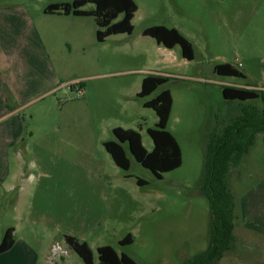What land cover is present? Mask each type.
<instances>
[{
	"label": "rangeland",
	"instance_id": "374dc122",
	"mask_svg": "<svg viewBox=\"0 0 264 264\" xmlns=\"http://www.w3.org/2000/svg\"><path fill=\"white\" fill-rule=\"evenodd\" d=\"M73 1L0 0V7L25 6L35 13L49 3ZM133 1L137 11L132 33L111 36L104 43L96 41L93 18H66L75 25H67L64 43L57 48L59 80L50 88L54 90L34 97L24 115L35 139L60 137L67 147L64 153L73 151V146L82 149L60 159L41 160L31 154L24 159L50 172L48 197L55 201L49 199L50 215L54 219L55 209L59 218L64 215L63 231L89 246L93 264H98L96 249L102 246H111L136 264H184L208 245L209 206L199 191L207 136L216 124H227L240 113L239 103L222 99L221 88L264 90V0ZM94 8L87 4L81 10ZM121 19L122 15L115 22ZM153 26L175 28L192 44L194 59H183L178 46L167 50L142 35ZM220 64H230L242 77L215 74L214 67ZM148 75L167 77L168 82L152 95L138 98L141 81ZM163 90L172 97L166 130L179 144L181 166L157 179L127 152L130 168L120 170L101 142L115 140L112 128L131 129L139 132L150 152L152 141L146 131L155 127L157 116L143 104ZM260 139H254L236 168L241 174L239 185L228 184L233 203L249 193L257 181L255 174H260ZM5 203L0 210V242L12 223L10 199ZM238 228L235 225L233 230V250L218 264H263L264 238ZM48 232L55 237L35 239L44 240L36 248L35 264H84L61 232ZM128 234L132 244L120 246ZM55 243L58 249L53 250ZM0 264L14 263L0 255Z\"/></svg>",
	"mask_w": 264,
	"mask_h": 264
},
{
	"label": "crops",
	"instance_id": "0c3cea01",
	"mask_svg": "<svg viewBox=\"0 0 264 264\" xmlns=\"http://www.w3.org/2000/svg\"><path fill=\"white\" fill-rule=\"evenodd\" d=\"M50 4L55 3H49L35 13L25 6L0 7V210L10 199L8 214L12 223L6 230L12 229L14 238L13 246L1 255L10 257L14 264H35V251L39 250L36 248L44 243V240L35 239L55 237L48 231L61 232L63 238L72 237L63 231L65 227L61 220L64 215L59 218L55 213L57 209L51 211L54 219L50 215V172L34 162L26 163L24 159L27 154L41 160L62 158L75 155L82 149L73 146V151L70 149L64 153L63 148H67L64 139L49 136L35 139L27 129L24 111L34 97L54 90L50 88L59 80L60 51L57 48L64 43L63 33L67 25H75L67 23L66 18H78L45 14L44 9ZM258 136L262 144L260 174H255L257 181L249 193L234 200V224L241 231L264 238V133L254 136L249 149ZM104 142L109 141L101 142L102 147ZM239 172L237 169L233 176L229 175L228 184L234 181L239 185ZM234 178L239 180L235 181ZM52 202L55 204L53 199ZM57 207H60V202ZM52 249H58L57 243L52 245Z\"/></svg>",
	"mask_w": 264,
	"mask_h": 264
},
{
	"label": "trees",
	"instance_id": "16d2710c",
	"mask_svg": "<svg viewBox=\"0 0 264 264\" xmlns=\"http://www.w3.org/2000/svg\"><path fill=\"white\" fill-rule=\"evenodd\" d=\"M87 4H93L94 10H81ZM136 11L137 6L133 0H74L70 5L55 3L44 9L45 14L93 18L97 27L95 38L98 43L105 42L111 36L130 35L133 30L131 21ZM120 15L122 19L115 22ZM142 35L152 38L158 46L167 50L178 46L183 59H194L192 44L175 28L153 26L146 28ZM213 71L221 77H242L230 64L217 65ZM167 82V77L148 75L142 79L137 97L144 99ZM221 96L225 102L239 103L240 113L227 124H216L207 136L199 191L209 206L208 245L205 251L184 264H218L226 253L233 250L235 215L233 197L228 189V177L247 153L254 136L264 133V90L222 86ZM253 102H260L261 105L255 106ZM143 106L152 109L157 116L155 127L146 131L152 141V150L148 152L143 147L139 132L119 127L112 130L115 140L104 142L103 147L120 170H129V154L142 168L150 171L155 178L161 179L163 174L181 166L179 144L166 130L172 108L171 94L168 90H163ZM137 184L145 185L142 180H137ZM64 240L84 264H93L92 251L85 242H79L70 236H66ZM132 242V237L128 234L119 245L126 246ZM13 244V230L8 229L0 242V255L7 252ZM96 252L98 264H136L131 257L124 253L118 254L111 246L98 247Z\"/></svg>",
	"mask_w": 264,
	"mask_h": 264
},
{
	"label": "built area",
	"instance_id": "2783aa9c",
	"mask_svg": "<svg viewBox=\"0 0 264 264\" xmlns=\"http://www.w3.org/2000/svg\"><path fill=\"white\" fill-rule=\"evenodd\" d=\"M76 91H77V95L78 96H81L82 95V89H81L80 85H77Z\"/></svg>",
	"mask_w": 264,
	"mask_h": 264
}]
</instances>
